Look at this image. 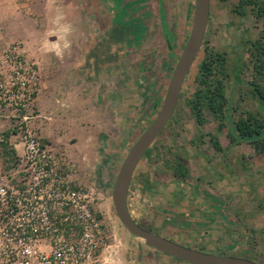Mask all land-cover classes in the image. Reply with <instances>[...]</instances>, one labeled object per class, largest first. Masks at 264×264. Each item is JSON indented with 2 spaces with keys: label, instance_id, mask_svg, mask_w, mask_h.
<instances>
[{
  "label": "rangeland",
  "instance_id": "374dc122",
  "mask_svg": "<svg viewBox=\"0 0 264 264\" xmlns=\"http://www.w3.org/2000/svg\"><path fill=\"white\" fill-rule=\"evenodd\" d=\"M85 1L99 4L0 0V50L18 45L38 72L43 67L50 71L38 86L31 130L61 159L65 170H72L77 186L87 190L106 237L100 264H186L131 236L115 214L111 190L129 149L160 110L190 32L195 0L134 3L129 10L140 20L132 21L127 14L125 23L130 24L123 27V41L116 45L105 35L108 60L98 63L87 57V49L94 51L96 44H89V35L94 36L95 28L110 33L109 7L100 3L101 10L87 11L91 23H84L86 13L76 6L61 9ZM239 3L209 0L200 52L173 116L134 171L127 205L133 221L150 232L206 253L249 255L264 264V135L255 142L231 136L234 122L247 114L264 123V108L248 94L249 69L242 71L237 83L231 80L225 86L227 96L232 95L225 121L207 109L201 111L200 121L191 104L200 81L196 68L205 52L224 53L233 75L238 71L235 63L246 62L244 43L264 30L261 17L234 12ZM120 31L121 27L113 28L117 35ZM68 34L76 36L72 58L66 55L71 44L62 40ZM7 125L0 123V135L9 132ZM175 160L187 170L184 180L173 176ZM219 205L229 214L230 224L222 223L210 209Z\"/></svg>",
  "mask_w": 264,
  "mask_h": 264
},
{
  "label": "built area",
  "instance_id": "2783aa9c",
  "mask_svg": "<svg viewBox=\"0 0 264 264\" xmlns=\"http://www.w3.org/2000/svg\"><path fill=\"white\" fill-rule=\"evenodd\" d=\"M38 77L18 45L0 50V122L9 131L0 135V264H100L106 237L87 190L31 130Z\"/></svg>",
  "mask_w": 264,
  "mask_h": 264
},
{
  "label": "water",
  "instance_id": "95a60500",
  "mask_svg": "<svg viewBox=\"0 0 264 264\" xmlns=\"http://www.w3.org/2000/svg\"><path fill=\"white\" fill-rule=\"evenodd\" d=\"M209 19V0H195L193 20L185 46L174 66L160 110L136 139L123 161L111 190L114 211L125 230L158 253L186 264H257L253 260L206 253L145 230L130 216L127 196L134 171L151 145L164 131L180 99L181 90L204 41Z\"/></svg>",
  "mask_w": 264,
  "mask_h": 264
},
{
  "label": "trees",
  "instance_id": "16d2710c",
  "mask_svg": "<svg viewBox=\"0 0 264 264\" xmlns=\"http://www.w3.org/2000/svg\"><path fill=\"white\" fill-rule=\"evenodd\" d=\"M234 12L240 17H245L247 13H251V15L264 19V0H240V3L234 8ZM260 33L253 41H246L244 43L242 53L244 55L247 54L246 62L238 65L235 63L233 69H237L238 71L233 75L228 68L224 53L205 52L202 61L196 68V77L200 80L199 88L191 102L192 113L198 119L200 118V121L203 109L210 111L221 122L226 120V115L231 110L232 95L228 94L227 96L225 86L226 84H230L231 80H233V85L237 83L245 68L250 71V79L247 82L248 94L252 99L257 100L261 108H264V30ZM246 117V119L239 118L234 122V131L231 133V136L234 139L255 142V140L264 135V123L249 114ZM8 137L9 134L5 133V141ZM1 146L5 155L9 156L12 153V149L7 144H2ZM172 169L175 178L179 180L186 178L187 170L180 161L175 160ZM224 217L223 221L229 223L228 217ZM230 256L238 257L235 255ZM242 258L254 260L249 255Z\"/></svg>",
  "mask_w": 264,
  "mask_h": 264
},
{
  "label": "crops",
  "instance_id": "0c3cea01",
  "mask_svg": "<svg viewBox=\"0 0 264 264\" xmlns=\"http://www.w3.org/2000/svg\"><path fill=\"white\" fill-rule=\"evenodd\" d=\"M97 1H99L98 2L99 4L101 3L103 5H106L107 10H108V7H109L110 14L112 15V17H110L111 18V24H110V26L112 27V29L110 28V33L108 32L107 34H103V32L101 30L95 28L94 31H92L94 33V36L89 35V37L92 38V40L89 41V44H91L93 42H95L96 44L93 47L94 48V51L91 52V51H89L87 49V51L89 53L88 54L86 52L87 55H88L87 57L90 58L91 60L94 59L93 62H97L98 63L102 59H107L108 60V55L109 54L106 53L108 51H105V49L108 47V45L106 43H104L105 41L103 39V38L106 39L105 35L107 36V39H109V40L112 41L113 44L115 42V45L117 44L118 41H123L124 33L126 32L124 28L127 27V25L130 24L129 21H128V24L125 23L127 21V20H125V19H127V14L131 15L132 21H139L140 20L139 16L137 17V16L133 15L132 13H134V12L133 11L131 12V10H129V8L132 7L134 5V3L135 4L138 3V2L140 3L141 1H139V0H130L129 3H128L129 0L128 1H126V0L125 1L124 0H97ZM88 2L89 1H85L83 4L78 3L76 5H73L72 7H68V6L61 7V9H64V10H67V9H70V8L73 9L76 6V9L81 10V11H83V12L86 13V15L84 14L86 17L83 18L84 23L85 22L91 23L94 20L87 13V11L90 12V11H92V9H94V10H101L102 9V6L99 7V4H97L96 6H98V7H96V6L94 7V6H91L92 5L91 2L90 3H88ZM126 2L128 3L129 6L126 5L127 4ZM125 11H128V12L125 13ZM125 16H126V18H124ZM65 25L66 26L70 25V22H68V23H62V26H65ZM74 26H76L75 23H74ZM99 26H100V24L97 25V27H99ZM114 27H121V31L119 32V35L115 34L116 31H115V33L113 32V28ZM95 37H97L98 39H96ZM75 38H76V36L74 37L73 34H68L67 36H65V37L63 36V38H62V40L65 39V40H67L65 42H68V43L71 44L69 46V50L66 51L67 52L66 55L69 58H72L73 56L71 54L74 55V53H75L74 48H73V43L76 42V39ZM53 41L54 42H59L60 40H59V38H57L56 40L54 38ZM111 49H113V50H111V52L115 56L119 55V52H118V50L116 48H111ZM107 60H105V63L103 65H105V64L108 63ZM40 70H41V72H39V77H38L39 87H40L41 84H44V80L46 78V75L49 74V72H50V71H48V68H44V67L42 69H40ZM42 75H44V78L42 77ZM36 99H37V96L35 97V101H34V102H36V104L33 103L34 106H36V105L38 106V102H37ZM14 115H15L14 113L13 114H10L11 117L9 119L10 120L13 119L12 117H14ZM0 123H5V122H0ZM210 199H213L216 202H220V200L217 199L216 197L215 198L214 197H211ZM210 209L212 211L216 210V217H218V219H221L222 220V223L223 222L226 223V224H230L231 223L230 222V217L228 216L229 214L225 212V209L221 205H219L218 207L213 206ZM219 209H222V210H219ZM217 211L220 212L221 214L217 213ZM224 216H227L228 217L227 220H228L229 223L223 221V219L225 218Z\"/></svg>",
  "mask_w": 264,
  "mask_h": 264
},
{
  "label": "flooded vegetation",
  "instance_id": "af4514ba",
  "mask_svg": "<svg viewBox=\"0 0 264 264\" xmlns=\"http://www.w3.org/2000/svg\"><path fill=\"white\" fill-rule=\"evenodd\" d=\"M187 78V77H186ZM186 80V79H185ZM185 82V81H184ZM181 96V95H180ZM180 100V99H179ZM176 110V109H175ZM175 112V111H174ZM174 114V113H173ZM173 116V115H172ZM239 257V256H238ZM242 258V257H241ZM253 261H255V260H253ZM256 262V261H255ZM257 264H259L258 262H256Z\"/></svg>",
  "mask_w": 264,
  "mask_h": 264
}]
</instances>
